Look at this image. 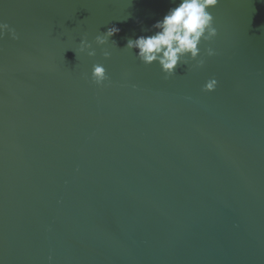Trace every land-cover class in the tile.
Returning a JSON list of instances; mask_svg holds the SVG:
<instances>
[{
	"label": "water",
	"instance_id": "1",
	"mask_svg": "<svg viewBox=\"0 0 264 264\" xmlns=\"http://www.w3.org/2000/svg\"><path fill=\"white\" fill-rule=\"evenodd\" d=\"M171 6L0 0V264H264V0L165 79L125 45Z\"/></svg>",
	"mask_w": 264,
	"mask_h": 264
},
{
	"label": "clouds",
	"instance_id": "2",
	"mask_svg": "<svg viewBox=\"0 0 264 264\" xmlns=\"http://www.w3.org/2000/svg\"><path fill=\"white\" fill-rule=\"evenodd\" d=\"M220 0H171L173 6L169 7L164 15L151 25L150 29H143L145 32H151L150 35H140L135 39H127L125 48L136 49L137 58L145 65L157 63L165 79L172 76L178 65H189L195 61L194 67H201L204 59L201 57L199 45L202 41L208 42L217 36V28L214 26V17L209 11L215 7ZM128 17L124 20H127ZM155 31H152V30ZM119 29L110 27L106 32L95 37L96 45H104L110 37L117 34ZM12 40L18 39L15 29L7 23L0 22V39L5 35ZM115 43V41H113ZM87 51L89 57L95 55L91 50V44L85 39L79 42V51ZM104 57L109 53L104 51ZM204 55L213 56L215 51L208 47L204 49ZM91 79L96 85H101L108 80L106 70L101 64H93L91 69ZM217 81L209 79L205 82L203 90L213 91Z\"/></svg>",
	"mask_w": 264,
	"mask_h": 264
}]
</instances>
